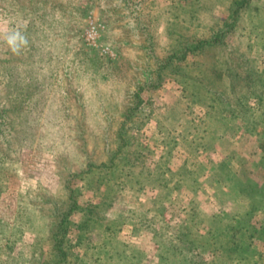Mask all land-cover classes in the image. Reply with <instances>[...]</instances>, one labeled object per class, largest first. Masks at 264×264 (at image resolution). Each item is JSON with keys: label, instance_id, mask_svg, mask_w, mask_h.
I'll list each match as a JSON object with an SVG mask.
<instances>
[{"label": "rangeland", "instance_id": "rangeland-1", "mask_svg": "<svg viewBox=\"0 0 264 264\" xmlns=\"http://www.w3.org/2000/svg\"><path fill=\"white\" fill-rule=\"evenodd\" d=\"M231 1L0 0V264H264V0L193 47Z\"/></svg>", "mask_w": 264, "mask_h": 264}, {"label": "trees", "instance_id": "trees-1", "mask_svg": "<svg viewBox=\"0 0 264 264\" xmlns=\"http://www.w3.org/2000/svg\"><path fill=\"white\" fill-rule=\"evenodd\" d=\"M248 3H249V0H233V1H231V3H229V7H228V13H229V21H228V23H227V25H226V27H220L218 30H217V32L214 34L213 33V38H212V40H210V38L207 40V39H201V40H198L197 42H196V44L195 45H193V47L194 48H201L202 46H204L205 44L206 45H211L212 43H214V41L216 40V36L217 35H223L224 34V32L227 30V29H232L233 28V26H234V23H235V21H236V19H237V16L239 15V14H241V12L240 11H242V9L244 8V7H246L247 5H248ZM256 7V6H255ZM254 7V8H255ZM256 9V8H255ZM262 22H264V20H262ZM256 26V25H255ZM263 30H264V27L262 28ZM262 29H261V31H262ZM259 31V30H258ZM257 35V37L259 38V39H264V34H261V35H258V34H256ZM192 47V48H193ZM191 48V46H188V49H190ZM182 56H184V50H183V52H182ZM174 58V55H172V56H168L167 58H166V62H167V60L168 59H173ZM166 62H165V65H166ZM229 76H231V77H233V79H235L234 78V76H236L237 75V73L235 72V73H230V74H228ZM211 87L212 86H210L209 85V87L207 86V88L209 89V90H207L206 92L207 93H210L211 92V90L213 91V95H216V96H211V99H214L215 97H221L222 98V100L223 101H226V105H232L231 103H230V100H229V98H228V93L231 95L232 93H230V92H228V91H226V89H225V91L224 90H221V89H218L219 87H212V89H211ZM206 87H205V89H207ZM211 89V90H210ZM228 90L229 91H234V89H232V85H230V88H228ZM228 92V93H227ZM235 93V96H233L235 99H239L240 97H238V94L236 93V91H234L233 92V94ZM257 99H260V97L259 96H257ZM236 101H239V100H236ZM237 105V104H236ZM234 108H235V106H234ZM234 108L232 109V111L234 110ZM231 111V112H232ZM231 116L232 117H238V112H232L231 113ZM65 218L66 217H62V219L59 221V227L62 229L61 230V233L60 234H62V235H64L65 234V231H66V229H65V225H64V223H65ZM233 230L231 231V233H230V236L228 237V239L229 240H227L226 241V244H228V245H233L232 247H231V249L232 250H234V251H236V250H238L237 248L239 247V245H237V244H235L236 242H232V243H230V239H232V237L233 236H235V235H237L236 234V231H235V229L233 228V227H231ZM216 235V234H215ZM217 235H218V233H217ZM62 239L60 238V239H58V240H55V243H54V251L60 256L63 252H62V248H61V246H60V243L62 242L61 241Z\"/></svg>", "mask_w": 264, "mask_h": 264}, {"label": "clouds", "instance_id": "clouds-1", "mask_svg": "<svg viewBox=\"0 0 264 264\" xmlns=\"http://www.w3.org/2000/svg\"><path fill=\"white\" fill-rule=\"evenodd\" d=\"M14 51H15V49H14Z\"/></svg>", "mask_w": 264, "mask_h": 264}]
</instances>
